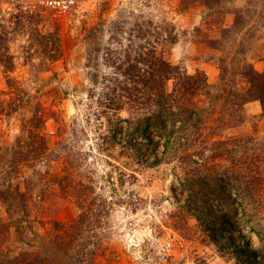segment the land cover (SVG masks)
I'll use <instances>...</instances> for the list:
<instances>
[{
	"label": "rangeland",
	"instance_id": "obj_1",
	"mask_svg": "<svg viewBox=\"0 0 264 264\" xmlns=\"http://www.w3.org/2000/svg\"><path fill=\"white\" fill-rule=\"evenodd\" d=\"M29 2L30 8L14 11L0 0V36L14 58L11 71L0 64V100L7 112L16 95L8 78L16 81L24 98L10 114L0 115V144L10 148L19 139L26 142L24 124L38 115L47 148L28 155L9 172L12 156L6 151L7 160L0 163V190L27 191L37 235H46L52 220L74 221L79 201L92 208L83 232L98 264H259L236 251L226 237L239 247L246 239L252 247L264 248V186L253 224L261 236L239 211L235 223L239 231L226 230L218 237L211 228L220 205L209 192V181L197 187L185 182L186 174L225 173L232 176L226 181L228 189L231 182L243 181L244 167L233 160L242 161L245 153L260 156L264 178V110L259 100H248L232 111L240 119L218 135L211 133L204 150L192 151L189 159L164 153L155 126L134 129L129 103L116 112L105 105L116 71L109 57L133 56L135 44L146 45L147 40L155 41L171 64L187 73L200 71L208 84L216 85L219 60H231L241 34L224 10L242 1L208 9L202 0H84L81 8L61 19ZM19 16L21 26L15 22ZM253 26L259 28V22ZM169 31L172 41L165 39ZM141 32L142 39L137 37ZM260 34L241 54L258 72L264 71ZM233 79L239 89L246 85L236 73ZM171 85L172 79L167 80L168 89ZM223 103L224 99L214 106L213 116L227 117L228 104ZM247 135L257 142L242 141L240 137ZM228 138L233 140L225 146L211 143ZM6 216L0 199V220ZM168 239L174 243L173 261L158 257L160 243Z\"/></svg>",
	"mask_w": 264,
	"mask_h": 264
},
{
	"label": "trees",
	"instance_id": "obj_2",
	"mask_svg": "<svg viewBox=\"0 0 264 264\" xmlns=\"http://www.w3.org/2000/svg\"><path fill=\"white\" fill-rule=\"evenodd\" d=\"M184 1L181 0V3ZM231 1L233 0H202V3L206 8L212 9L214 6L222 8L225 2ZM241 1L240 6L227 7L224 10L232 15V26L241 34L231 60L226 61V57L219 60L221 73L216 85L208 84L204 73L200 71L187 73L171 64L161 52H158L156 42L147 40L146 45L142 42L135 44L133 56L127 53L123 59L109 57L110 65L116 71L114 77L110 78L112 85H108L110 91L105 95V105L116 112L123 107V104L129 103L133 112L131 120L136 124L134 129L140 127L143 131L149 126H155L164 153L179 154L177 156L187 159L192 151L204 150L211 133L218 135L220 133L217 132L230 127L234 119L238 121L241 115L238 114L239 116L235 118L233 112L246 101L257 99L264 110V71L258 72L247 57H241V54H245L244 47H248L252 39H257L255 35L258 32L261 31L259 38L264 37V0ZM210 15V13L206 14V16ZM22 18L20 16L17 18L15 21L17 25L23 24ZM255 22H259V28L253 26ZM142 35L141 32L137 37L142 39L144 37ZM172 38V33L169 31L165 39L172 41ZM222 39L225 40V37ZM3 40L4 38L0 36V64L5 71H11L14 67V58L8 52ZM57 53L58 50L52 56H57ZM235 73L244 78L246 85L243 88L239 89L233 79ZM169 79H172L170 89L166 86ZM15 82L14 79H7L8 86L16 90V95L8 104L7 112L3 101L0 100V115L10 114L24 100L23 92ZM227 95L233 98H226ZM222 99L228 104L227 117L213 116L214 106ZM225 103L222 105L225 106ZM42 121L41 116L34 115L30 118V124H24L26 129L28 128L26 142L19 139L12 146L13 148L2 147L0 144V163L7 160L5 157L7 152L12 156L8 159V172L18 169L28 155L35 156L47 148L46 139L39 130ZM240 138L246 142H257L249 135L244 139ZM232 140L233 138L213 139L211 143L225 146ZM35 143H39V146L38 144L35 146ZM195 145L201 146L196 148ZM218 152L219 155L221 151ZM242 159V161L233 160L234 164H241L244 167L243 181L230 183L231 186H235V191H231V186L226 189V181L232 176L225 173L185 176V182L193 183L196 187L201 182L204 184L209 181V192L216 196L220 205L211 228L214 230L212 234L218 237L226 230L239 231L235 229L239 211L250 224V228L261 236L259 229L253 225L258 215V208L262 207L260 194L264 186V178L260 171L261 158L258 154L245 153ZM0 199L5 203L7 213L6 218L0 220V264H98L94 260L96 253L87 247L88 243L84 239L83 232V223L91 213V206L78 201L80 213L74 221L65 224L52 220L46 235L39 236L34 228V219L30 217L27 191H22L18 187L13 190L10 188L0 190ZM210 236L212 239L215 238L214 235L210 234ZM226 239L236 251L245 253L259 264H264L263 247L254 248L246 239H243V247H239L231 237L227 236ZM247 260L249 263V259Z\"/></svg>",
	"mask_w": 264,
	"mask_h": 264
},
{
	"label": "built area",
	"instance_id": "obj_3",
	"mask_svg": "<svg viewBox=\"0 0 264 264\" xmlns=\"http://www.w3.org/2000/svg\"><path fill=\"white\" fill-rule=\"evenodd\" d=\"M53 17L61 19L66 17L72 10L82 7L84 0H33ZM7 7L14 11L30 8L32 3L29 0H6ZM158 257L163 261L175 259V248L172 240H164L160 243Z\"/></svg>",
	"mask_w": 264,
	"mask_h": 264
}]
</instances>
